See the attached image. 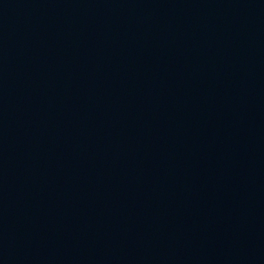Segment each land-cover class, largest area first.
Segmentation results:
<instances>
[{"label":"water","instance_id":"95a60500","mask_svg":"<svg viewBox=\"0 0 264 264\" xmlns=\"http://www.w3.org/2000/svg\"><path fill=\"white\" fill-rule=\"evenodd\" d=\"M0 264H264V0H0Z\"/></svg>","mask_w":264,"mask_h":264}]
</instances>
